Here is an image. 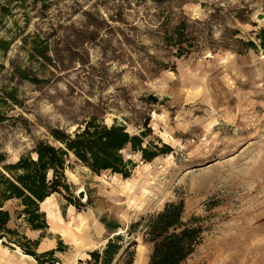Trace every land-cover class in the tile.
<instances>
[{
    "label": "rangeland",
    "instance_id": "374dc122",
    "mask_svg": "<svg viewBox=\"0 0 264 264\" xmlns=\"http://www.w3.org/2000/svg\"><path fill=\"white\" fill-rule=\"evenodd\" d=\"M183 22L195 47L177 58L163 35ZM261 30L264 0H0V167L92 117L145 132V144L172 152L150 167L127 153L136 165L127 183L70 155V180L97 185L70 196L87 206L79 190L96 194L125 223L135 261L149 264L150 217L183 202V222L202 231L184 264H264Z\"/></svg>",
    "mask_w": 264,
    "mask_h": 264
},
{
    "label": "trees",
    "instance_id": "16d2710c",
    "mask_svg": "<svg viewBox=\"0 0 264 264\" xmlns=\"http://www.w3.org/2000/svg\"><path fill=\"white\" fill-rule=\"evenodd\" d=\"M259 38L264 46V30H261ZM163 41L167 46L177 48V58L190 54L195 47V40L186 30L184 22L172 32L165 31ZM26 42L27 39L24 40ZM244 45L245 50L256 49L253 42ZM7 47L6 42L0 44L3 51H7ZM46 49V46L37 45L32 51L46 58ZM8 95L14 99L13 93ZM50 136L53 143L39 142L33 151L35 158L31 155L22 156L16 163L0 167V239L9 238V243L16 244L39 264H42L41 258L32 249L35 244L18 232L7 229L10 215L3 209L7 201L21 200L27 223L35 230H44L47 225L44 214L40 213L39 203L51 195H63L79 210L86 207L69 194L72 186L66 176V162L70 155L96 175L110 172L128 179L136 165L127 153L141 154L143 161L152 162L156 157L172 152L167 145L160 147L153 142L145 144L148 136L145 132L131 135L126 126L118 123L109 126L96 117L85 121L71 134L54 129ZM4 162L0 158V163ZM183 212V202L170 203L162 212L150 217L144 232V242L153 245L149 264H184L201 243V228L185 224ZM123 238L122 234L114 236L104 248L91 253V259L84 264H114L123 253L125 256L118 264H134L136 253L129 250L131 245L124 247Z\"/></svg>",
    "mask_w": 264,
    "mask_h": 264
},
{
    "label": "crops",
    "instance_id": "0c3cea01",
    "mask_svg": "<svg viewBox=\"0 0 264 264\" xmlns=\"http://www.w3.org/2000/svg\"><path fill=\"white\" fill-rule=\"evenodd\" d=\"M82 169L94 174L86 167ZM66 176L72 187L85 189L88 186L91 190L97 187L95 182H72L68 171ZM99 200L96 194H89L86 208L79 210L63 195H51L39 203L40 213L44 214L47 225L44 230H35L27 223L21 200H9L3 208L10 215L7 229L18 232L35 244L32 249L41 258L42 264H65L64 259L84 264L91 259V253L102 249L117 233L127 230L125 223L119 221L114 212L97 207ZM8 240L0 239V264H39L34 257Z\"/></svg>",
    "mask_w": 264,
    "mask_h": 264
},
{
    "label": "bare ground",
    "instance_id": "6f19581e",
    "mask_svg": "<svg viewBox=\"0 0 264 264\" xmlns=\"http://www.w3.org/2000/svg\"><path fill=\"white\" fill-rule=\"evenodd\" d=\"M159 160V157H156L153 161H152V163L150 164H147V165H145L144 164V166H146V167H150V166H152V165H154V164H156V162ZM73 176V178H75L74 177V175H72ZM114 177H118V176H120V175H113ZM123 182L124 183H127V182H129V179H123ZM81 190V189H80ZM80 190H79V192H80ZM124 232H119V233H117V235H120V234H123ZM145 257H144V255L143 254H140V256H139V258L136 260V262H135V264H144L145 263ZM65 261H66V264H76V262H75V260L74 259H65Z\"/></svg>",
    "mask_w": 264,
    "mask_h": 264
},
{
    "label": "water",
    "instance_id": "95a60500",
    "mask_svg": "<svg viewBox=\"0 0 264 264\" xmlns=\"http://www.w3.org/2000/svg\"><path fill=\"white\" fill-rule=\"evenodd\" d=\"M78 197H79V199L83 200L84 202H87V200H88V197L83 190L78 193Z\"/></svg>",
    "mask_w": 264,
    "mask_h": 264
}]
</instances>
